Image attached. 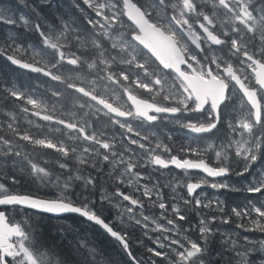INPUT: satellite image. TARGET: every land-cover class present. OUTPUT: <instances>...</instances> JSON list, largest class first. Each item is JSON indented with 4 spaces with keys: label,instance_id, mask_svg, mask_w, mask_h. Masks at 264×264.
<instances>
[{
    "label": "snow or ice",
    "instance_id": "snow-or-ice-1",
    "mask_svg": "<svg viewBox=\"0 0 264 264\" xmlns=\"http://www.w3.org/2000/svg\"><path fill=\"white\" fill-rule=\"evenodd\" d=\"M50 2L0 0V57L46 78L21 86L2 72L0 106L48 122L33 132L0 112V264H120L72 225L63 230L72 242L50 243L37 230L38 213L101 226L119 242L124 264H264V238L221 227L264 237V0H69L82 23L45 19L40 7ZM157 20L173 43L168 58L148 40ZM32 33L40 47L25 39ZM168 125L197 136L177 146L145 130ZM207 140L217 143H196ZM37 149H54V160H38ZM171 167L205 175L153 179L152 169ZM28 183L48 195L14 187ZM232 193L245 194L242 204L228 202ZM146 200L159 217L145 214ZM112 209L114 218L105 215ZM16 215L31 223H9Z\"/></svg>",
    "mask_w": 264,
    "mask_h": 264
},
{
    "label": "trees",
    "instance_id": "trees-1",
    "mask_svg": "<svg viewBox=\"0 0 264 264\" xmlns=\"http://www.w3.org/2000/svg\"><path fill=\"white\" fill-rule=\"evenodd\" d=\"M65 3H67V2H65ZM37 47H39V46H37ZM28 77L29 78H31V75H29L28 74ZM25 83L26 84H28L27 86H31L32 85V83H29V81H25ZM11 110V109H10ZM12 111V110H11ZM168 134H169V131H168ZM164 137V136H163ZM28 150V149H27ZM40 152V157H41V160H45V159H47L48 157H50V152L49 151H46V150H40L39 151ZM236 180H237V178H235ZM23 183V182H22ZM16 188H20L19 186H15ZM26 188V189H25ZM35 189V190H37V186L36 185H33V184H30V183H28V184H25V187H23V188H20V189H22L23 191H29V189ZM43 224V225H42ZM45 224V225H44ZM48 223H45V222H40V227L37 229L38 231H41L43 234H44V237L51 243V242H54V243H56V244H63V245H67V243L69 242H71L70 241V239H69V236H67V239L66 240H62L61 239V237L63 236L62 234H64L65 233V231H63L64 229H59V228H53V226L52 225H50V224H48ZM74 225H76L75 227H78L79 229H80V227L78 226V224H74ZM58 229L60 230V231H58ZM52 232H55V235H53L52 234ZM59 232H61V233H59ZM80 232L81 233H83V231H81V229H80ZM68 233V232H67ZM70 234V233H69ZM89 238H92V236L93 235H96V234H94V233H91V232H86L85 233ZM71 235V238H72V240H73V236H72V234H70ZM64 236H66V235H64ZM100 237H101V235H99ZM102 238V237H101ZM69 239V240H68ZM57 240H62L61 241V243H59V242H57ZM100 246H101V248L105 251H108V252H110V253H112V254H114V252H117L116 250H114L111 246H110V244L108 243V241H106V240H104L103 238H102V240H98L97 241V239L95 240ZM103 241H105V242H103ZM218 247H219V245H218ZM118 253V252H117ZM108 255H111V254H108ZM117 258H118V255L119 254H114ZM225 257H227V256H225ZM226 259V258H225Z\"/></svg>",
    "mask_w": 264,
    "mask_h": 264
},
{
    "label": "rangeland",
    "instance_id": "rangeland-1",
    "mask_svg": "<svg viewBox=\"0 0 264 264\" xmlns=\"http://www.w3.org/2000/svg\"><path fill=\"white\" fill-rule=\"evenodd\" d=\"M25 39H27L28 40V38H27V36L25 37ZM29 42H31V43H33V45L34 46H39L36 42H34V41H32V40H28ZM28 74H31V73H28V72H26L25 70H23V69H18V71H17V78L18 79H21L20 80V82H19V84H21V86H27L28 84H26L25 83V81H29V83H32V81H30V78L28 77ZM3 110L2 109H0V112H2ZM14 114V113H13ZM17 116H19V118L22 120L23 118H26V117H28V116H21L20 114H17ZM45 125H47V123H44V124H42L41 125V127L44 129V127H45ZM171 129V128H170ZM168 129H166L165 131H164V133H166L167 135H168ZM165 142H167V141H165ZM28 150H30V149H28ZM175 154V153H174ZM54 158H55V154H51L50 155V157H48L46 160L48 161V162H51L52 160H54ZM174 175H176V176H178L177 174H174ZM157 177H160V179H161V183H163V184H165L167 181H169V177H163V176H160V175H157V174H153V179H156ZM172 177H173V175H172ZM173 184L175 183V181H171ZM109 189V188H108ZM107 189V190H108ZM19 191H22V189H18ZM165 190H171V189H169V188H165L164 189V191ZM181 190H183L182 188H178L177 189V191L178 192H180V194L181 195H184L185 193H183ZM208 190H211L212 191V189L211 188H207V189H205L204 191L208 194ZM77 191H79V190H77ZM214 195V192L210 195V197L211 196H213ZM232 194H230L229 196H228V198L231 196ZM154 227V226H153ZM59 233H61V232H59ZM52 234L53 235H55V232H52ZM62 234V233H61ZM68 235L69 236V239H70V241L72 242L73 240H72V238H71V235L69 234V233H64V234H62V235ZM66 235V236H67ZM60 241V242H59ZM61 241L62 240H57V242H59V243H61ZM69 243V242H68ZM67 243V244H68ZM106 254H112V253H110V252H107ZM112 256V255H111ZM112 257H114L116 260H118L117 259V257H115V255L114 256H112ZM225 258H227V257H225ZM119 261H124L122 258H120L119 259ZM121 263V262H120Z\"/></svg>",
    "mask_w": 264,
    "mask_h": 264
},
{
    "label": "flooded vegetation",
    "instance_id": "flooded-vegetation-1",
    "mask_svg": "<svg viewBox=\"0 0 264 264\" xmlns=\"http://www.w3.org/2000/svg\"><path fill=\"white\" fill-rule=\"evenodd\" d=\"M2 58V57H1ZM11 67V65L9 64V63H7V64H5L4 66H0V73L2 74V72L3 73H8V69ZM17 82H18V79L16 78L15 79ZM19 83V82H18ZM9 107H10V109L12 110V113H14V115H17L18 113H15L14 112V110H13V108H12V106L11 105H8ZM19 117V116H18ZM139 123V122H138ZM134 126V125H133ZM135 127V126H134ZM166 129H170L169 127L168 128H166ZM145 130H147L148 132H156V129H147V126H145ZM164 132V131H163ZM157 133V136H159V138H162L163 137V135L161 134V133H159L158 131L156 132ZM167 143V142H166ZM185 143H187V142H185ZM53 154H55V153H53ZM174 154V153H173ZM209 157H211V154L209 155ZM178 176H181V174H177ZM188 175H195L194 177L195 178H198V177H200V176H203V175H201V174H188ZM181 177H183V176H181ZM235 178H237V177H235ZM238 179V178H237ZM109 188H111V187H109ZM26 189V188H25ZM123 190H125V191H129V189H123ZM23 191V190H22ZM183 193H185L184 192V190H181ZM214 191L212 190H210V192L208 193V195L210 196L212 193H213ZM186 194V193H185ZM83 229H85L84 227H83ZM93 237H94V239L96 240L97 239V241L99 240H102V238L100 237V236H98V235H93ZM103 242H105V241H103ZM148 244H151L150 243V241H148ZM214 248H218V243L217 244H214ZM142 249L141 250H139V252L140 253H142ZM108 251H106L105 250V253H107ZM120 252V251H119ZM123 256H124V258L126 259V255L124 254V251H121L120 252ZM114 254H118L117 252H114Z\"/></svg>",
    "mask_w": 264,
    "mask_h": 264
},
{
    "label": "bare ground",
    "instance_id": "bare-ground-1",
    "mask_svg": "<svg viewBox=\"0 0 264 264\" xmlns=\"http://www.w3.org/2000/svg\"><path fill=\"white\" fill-rule=\"evenodd\" d=\"M10 64V63H9ZM11 65V64H10ZM10 67V66H9ZM19 69V68H18ZM20 69H22V68H20ZM11 70V67L8 69V72ZM24 70V69H23ZM18 71V70H17ZM26 72H28V73H31L32 74V72H30V71H28V70H25ZM31 74H29V75H31ZM18 79V78H17ZM20 80L21 79H18V82H20ZM161 140H164V137H162V138H160ZM202 175V174H201ZM173 176H175V177H180V178H182V179H188L189 177H192V178H195L194 176L195 175H187V176H183V177H181V176H176V175H173ZM170 177H172V176H170ZM169 177V178H170ZM201 177V176H200ZM172 181H174V180H172ZM236 181V179H235V177L233 178V182H235ZM169 181H167L166 183H168ZM165 183V184H166ZM205 189H207V188H205ZM204 189V190H205ZM166 191V190H165ZM198 192L200 191V190H197ZM210 192V190H208V193ZM43 223V222H42ZM46 223V222H45ZM43 225V224H42ZM45 225V224H44ZM48 225V224H47ZM76 226V225H75ZM67 233V232H66ZM151 236H153V233H149ZM67 235V234H66ZM64 236V235H63ZM68 236V235H67ZM99 236V235H98ZM154 237V236H153ZM69 240V239H68ZM151 243V242H150ZM149 246H151V244H148ZM118 261H119V259L120 258H122L123 260L125 259L124 258V256L120 253V252H118ZM112 256H114V254H111ZM110 255V256H111ZM116 257V256H115ZM121 263L120 264H124V261H120Z\"/></svg>",
    "mask_w": 264,
    "mask_h": 264
}]
</instances>
